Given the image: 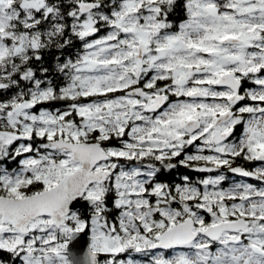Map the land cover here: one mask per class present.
<instances>
[{"label":"snow or ice","instance_id":"6c2138e0","mask_svg":"<svg viewBox=\"0 0 264 264\" xmlns=\"http://www.w3.org/2000/svg\"><path fill=\"white\" fill-rule=\"evenodd\" d=\"M0 264H264V0H0Z\"/></svg>","mask_w":264,"mask_h":264}]
</instances>
